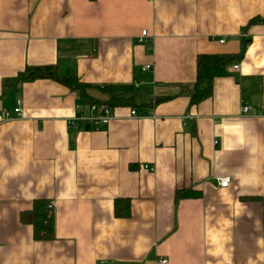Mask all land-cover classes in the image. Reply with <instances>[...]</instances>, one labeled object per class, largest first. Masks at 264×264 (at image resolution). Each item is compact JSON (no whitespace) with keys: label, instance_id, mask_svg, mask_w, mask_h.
<instances>
[{"label":"crops","instance_id":"obj_1","mask_svg":"<svg viewBox=\"0 0 264 264\" xmlns=\"http://www.w3.org/2000/svg\"><path fill=\"white\" fill-rule=\"evenodd\" d=\"M254 17L264 0H0V111L18 99L22 111L0 124V264H264V23L244 29ZM243 39L209 98L179 94L198 55H237ZM49 64L94 87L132 86L133 106L72 128L76 91L2 85ZM118 198L128 215H114ZM36 199L53 203L50 239L20 220Z\"/></svg>","mask_w":264,"mask_h":264},{"label":"trees","instance_id":"obj_2","mask_svg":"<svg viewBox=\"0 0 264 264\" xmlns=\"http://www.w3.org/2000/svg\"><path fill=\"white\" fill-rule=\"evenodd\" d=\"M264 23V17H254L249 20L250 25ZM250 39H243L241 50L237 55L221 54L209 55L200 54L196 58V78L195 82L187 88L180 89L179 94H186L190 97L192 104H197L211 96V83L216 77L224 76L229 64L243 57L244 51ZM37 79H50L59 84L76 91L79 97L78 103L82 107L97 104L98 106H108L111 108L118 106H133L134 89L128 85H114L94 87L81 83L75 74L61 75L55 65H43L37 67H26L18 72L14 77L3 80V86H11L24 82H31ZM96 88L102 94H107L106 100H101L88 93L89 89ZM163 99V98H161ZM186 191L177 192L178 197H184ZM47 200L36 199L32 202L31 209L24 211L20 215V220L32 225L34 237L37 239H50L53 230V216L48 215ZM130 200L118 198L114 200V215L116 217L126 216L129 213Z\"/></svg>","mask_w":264,"mask_h":264},{"label":"built area","instance_id":"obj_3","mask_svg":"<svg viewBox=\"0 0 264 264\" xmlns=\"http://www.w3.org/2000/svg\"><path fill=\"white\" fill-rule=\"evenodd\" d=\"M148 37V33L146 30H143L141 32V35L138 39L139 43H145L146 38ZM224 40H220V43H223ZM238 66L234 65L233 68L236 69ZM149 69V65L145 66L144 70ZM21 101L17 100V106L13 108L12 110H1L0 111V124L11 121L17 117H20L22 115V111L20 108ZM78 108V116L68 119L67 125L76 128L78 127L79 123H90V122H96L99 125H107L109 122H111L113 119H115V115L113 114L112 108L108 106H98L97 104H90L87 105V108H89L90 114L85 115L83 114V109L81 105H77ZM247 108L243 109V112H247ZM136 115V112L134 110L130 111V116L134 117ZM145 169H148L149 171H153L154 167L150 165H144ZM217 186L220 188H226L230 184V179L227 176L223 177H217L216 178ZM47 209H48V215H52V209H53V203L48 202L47 203ZM160 262L164 263L166 262V259H161ZM115 264V263H112Z\"/></svg>","mask_w":264,"mask_h":264}]
</instances>
